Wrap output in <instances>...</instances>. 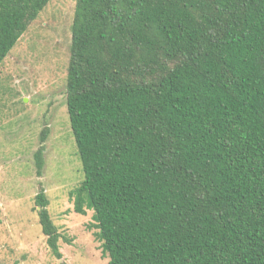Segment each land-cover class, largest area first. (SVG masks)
Here are the masks:
<instances>
[{
  "label": "trees",
  "instance_id": "1",
  "mask_svg": "<svg viewBox=\"0 0 264 264\" xmlns=\"http://www.w3.org/2000/svg\"><path fill=\"white\" fill-rule=\"evenodd\" d=\"M50 1L0 0V66ZM66 101L109 264H264V0H76Z\"/></svg>",
  "mask_w": 264,
  "mask_h": 264
},
{
  "label": "rangeland",
  "instance_id": "2",
  "mask_svg": "<svg viewBox=\"0 0 264 264\" xmlns=\"http://www.w3.org/2000/svg\"><path fill=\"white\" fill-rule=\"evenodd\" d=\"M76 0H51L0 66V264H109L93 212L74 211L84 180L69 122L66 89ZM49 129L43 174L34 153ZM44 189L62 238L51 253L35 197Z\"/></svg>",
  "mask_w": 264,
  "mask_h": 264
}]
</instances>
